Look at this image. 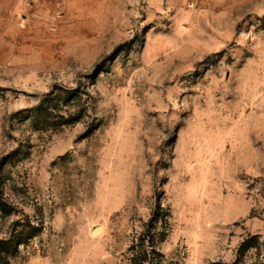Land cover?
Returning <instances> with one entry per match:
<instances>
[{
  "label": "rangeland",
  "instance_id": "obj_1",
  "mask_svg": "<svg viewBox=\"0 0 264 264\" xmlns=\"http://www.w3.org/2000/svg\"><path fill=\"white\" fill-rule=\"evenodd\" d=\"M14 242L0 264H264V0H0Z\"/></svg>",
  "mask_w": 264,
  "mask_h": 264
},
{
  "label": "trees",
  "instance_id": "obj_2",
  "mask_svg": "<svg viewBox=\"0 0 264 264\" xmlns=\"http://www.w3.org/2000/svg\"><path fill=\"white\" fill-rule=\"evenodd\" d=\"M160 215V213H158ZM158 215V216H159ZM22 238H24V235L22 236ZM146 241V239H144V237L142 238L141 237V241L138 242L140 244V246H142V244H144ZM243 248L246 249L247 247L250 246L249 242L248 241H244L243 244H242ZM11 249H15V242L11 244V246H3L2 249H1V257L4 258L6 257V254H8V252H10ZM3 252V254H2ZM5 252V254H4ZM145 252V251H144Z\"/></svg>",
  "mask_w": 264,
  "mask_h": 264
}]
</instances>
